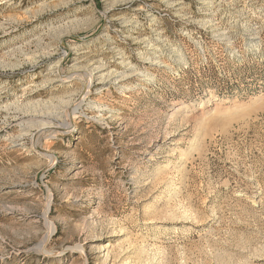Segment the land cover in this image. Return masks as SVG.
<instances>
[{"label": "rangeland", "instance_id": "1", "mask_svg": "<svg viewBox=\"0 0 264 264\" xmlns=\"http://www.w3.org/2000/svg\"><path fill=\"white\" fill-rule=\"evenodd\" d=\"M0 264H264V0H0Z\"/></svg>", "mask_w": 264, "mask_h": 264}, {"label": "bare ground", "instance_id": "2", "mask_svg": "<svg viewBox=\"0 0 264 264\" xmlns=\"http://www.w3.org/2000/svg\"><path fill=\"white\" fill-rule=\"evenodd\" d=\"M91 75H92V73H91ZM48 240H49V236H47V237L42 241V243H41V247L44 248V247L46 246Z\"/></svg>", "mask_w": 264, "mask_h": 264}]
</instances>
